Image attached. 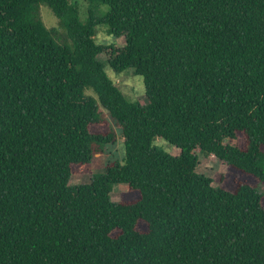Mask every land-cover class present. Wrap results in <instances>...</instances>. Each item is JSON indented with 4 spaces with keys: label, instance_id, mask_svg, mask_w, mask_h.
<instances>
[{
    "label": "trees",
    "instance_id": "trees-1",
    "mask_svg": "<svg viewBox=\"0 0 264 264\" xmlns=\"http://www.w3.org/2000/svg\"><path fill=\"white\" fill-rule=\"evenodd\" d=\"M87 2L82 21L69 0H0V264H264V0ZM107 67L143 77L149 104ZM107 117L123 164L71 186L116 142L94 130ZM200 154L227 164L218 187Z\"/></svg>",
    "mask_w": 264,
    "mask_h": 264
},
{
    "label": "rangeland",
    "instance_id": "rangeland-1",
    "mask_svg": "<svg viewBox=\"0 0 264 264\" xmlns=\"http://www.w3.org/2000/svg\"><path fill=\"white\" fill-rule=\"evenodd\" d=\"M69 1L72 4H77L79 6L82 21L86 20L88 18L90 8L87 0ZM40 15L48 29H57V39L60 43H64V32L59 27V20L54 15L52 10L48 6L44 5L41 7ZM96 42L100 45H113L116 48H122L125 46V39H116L114 36L109 35L106 26H100L97 29ZM108 58L109 56L107 54H103L102 56H100V59L102 61H106ZM106 72L109 78L121 90L127 101L132 103H140L141 105L149 104V100L146 94L145 80L143 77L136 75L133 70H127L123 73L118 74L112 68L107 67ZM87 95L97 98L96 94L92 90H88ZM107 118L109 121L108 125L95 128L94 130L107 132L109 129H113L117 133L116 142L108 145L103 154L96 156L89 167L75 170L74 176L70 181L71 186L91 184L94 176L104 174L109 164H123L124 139L122 137L121 130L116 126V124L110 117ZM155 145L162 149L164 152L174 156H179L181 153L179 149L171 146L168 142L161 138H158L155 141ZM197 172L211 177L214 180V187H218L220 184L218 178L222 175H227L229 173V170L227 164L218 160L215 156L205 157L200 154V161ZM261 190L264 192V186L261 187ZM128 193L129 188L127 185H116L113 187L112 199L115 202H120Z\"/></svg>",
    "mask_w": 264,
    "mask_h": 264
}]
</instances>
